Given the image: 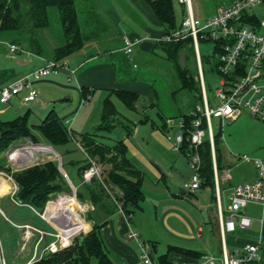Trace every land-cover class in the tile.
I'll return each instance as SVG.
<instances>
[{
    "label": "crops",
    "instance_id": "crops-1",
    "mask_svg": "<svg viewBox=\"0 0 264 264\" xmlns=\"http://www.w3.org/2000/svg\"><path fill=\"white\" fill-rule=\"evenodd\" d=\"M91 3L107 30L88 39L78 51L62 59L70 68L75 69L74 73L69 74L67 70L59 69L42 78L32 79V87L37 93L33 101L24 102L22 98L26 95V90H22L9 101L0 102V122L26 115L27 126L36 139L33 142L28 136L20 137L0 153L2 165L10 172L56 159L66 180L73 186L80 187L82 176L79 173L87 158L80 145L81 136L101 131V140L111 144L117 137H109L110 130L119 124H123L126 131L129 128L126 123L129 118L115 107L117 100L122 102L116 91L136 93L137 101L148 96V102L151 103L154 98L152 86L138 78L140 73L136 70L143 66L150 68L154 56H166L165 51L155 41L166 29L144 0H91ZM179 4L185 9L183 4ZM185 12L186 10L183 14ZM45 35L39 34V51L21 42L22 45L18 44L20 49L16 53H10L8 44L11 42L0 37V68L8 70L13 80L28 76L32 70L42 66L44 60L53 59L55 45L53 41L48 43ZM124 36L147 39L135 44L131 55L127 56L123 51ZM187 46L193 48L191 43ZM184 53L181 65L186 62L187 56L185 51ZM137 101L134 109L122 103L129 110L136 111ZM50 112L68 130L69 140L65 144L52 146L38 129ZM242 115L243 112L231 120H237ZM156 116L158 122H150L152 130L148 132L146 140L140 139L147 147L146 149L144 144L143 153L137 151L130 137L118 135L117 138L125 141L127 156L142 172L143 199L130 216L120 208L114 210L100 228L109 264H143L140 242L147 245L155 264H159L158 257L163 254H167L171 264H198L206 256H220V224L215 187L202 184L194 192L183 189V183L192 174L191 167L181 146L175 149L165 136L175 117L169 119L164 127L158 112ZM142 120L148 122L149 119L145 117ZM179 120L182 121V118L179 117ZM243 120L236 124L240 125L247 120L254 125L249 116ZM106 124L109 128L102 130ZM34 144L45 146L42 147L44 149H34ZM48 151H52V154ZM75 151L78 152L77 157H73ZM234 154L240 153L230 152L229 156H223L221 152L219 167L215 160L219 177H223L224 170L230 168V178L219 182L220 209L224 216L227 215L229 205L224 208L223 202L226 200L230 204L232 185L256 178L253 160L238 161ZM258 157H264V150L252 158ZM10 172L0 171V202L9 200L15 208L6 215L0 207L10 225L7 236L0 232V242L2 249L15 253V257L9 260L4 258V261L6 264H30L39 259L45 244L53 240L51 233L55 229L42 213L16 199L17 185ZM84 197V202H80L93 209L85 192ZM47 204L44 207L46 210ZM248 207H252L251 214L248 213ZM243 212L251 218V225L242 227L236 223L232 231L224 232L225 247L231 251L236 247L258 243L259 260L256 263H263L264 207L249 203ZM87 222L91 228L92 222L86 220ZM24 226L29 227L26 233ZM40 231L45 233L42 235ZM130 233H135L137 239L130 236ZM37 244L35 254L34 248ZM92 264L99 263L93 259Z\"/></svg>",
    "mask_w": 264,
    "mask_h": 264
},
{
    "label": "trees",
    "instance_id": "trees-1",
    "mask_svg": "<svg viewBox=\"0 0 264 264\" xmlns=\"http://www.w3.org/2000/svg\"><path fill=\"white\" fill-rule=\"evenodd\" d=\"M144 1L150 5L166 32L178 27L172 0ZM52 15L56 19L61 37L60 42L53 49V59L56 61L78 51L88 39L95 38L107 30L106 25L93 8L91 0H0V37L17 46L22 45V42L29 48L39 51V39L36 33L40 29L50 27ZM256 21L257 18H254L253 22ZM188 43H190L189 39L158 43L159 47L165 51V58L172 62L179 82L178 87L172 93L183 91L191 99L187 112H180L177 115L182 118L185 137L191 129L196 101L201 102L198 79L190 73L186 65H181L178 58L181 49L186 52L185 46ZM11 78L8 70L0 68V87L11 82ZM116 93L127 107L135 108V102L138 99L136 93L125 90H117ZM158 114L162 117L164 127L169 119L176 117L164 114L161 109H158ZM108 128L106 124L101 129L107 130ZM38 129L43 138L52 146L65 144L69 140L68 130L52 112L45 117ZM100 133L101 131H96L84 134L80 139V145L87 158L79 174L82 175V171L88 167V159L100 166V179L94 177L90 182H82V185L76 187L75 191V197L81 202L85 199L84 192L87 193L90 204L93 206V209L87 210L84 216L87 221L92 222L90 230L74 236L69 246L54 253H45L30 264H92L93 259L99 264H109L100 228L117 208L130 216L139 207L143 199L142 172L127 156V145L123 139H116L109 144L101 140ZM24 136L30 137L33 142L36 141L27 126L26 115L11 121L0 122V153L12 141ZM220 142V134L214 135L213 133L215 160L218 167L221 157ZM187 147L188 143L184 140L180 148L185 151ZM198 152L201 159L200 186L204 184L213 188L212 157L207 137L198 147ZM0 171L10 172L1 161ZM10 175L17 185L16 199L22 204L31 206L39 213H42L53 193L70 190L56 159L12 171ZM83 225H86L83 227L86 229L88 224L83 221ZM158 262L159 264H171L167 254L159 256Z\"/></svg>",
    "mask_w": 264,
    "mask_h": 264
},
{
    "label": "built area",
    "instance_id": "built-area-1",
    "mask_svg": "<svg viewBox=\"0 0 264 264\" xmlns=\"http://www.w3.org/2000/svg\"><path fill=\"white\" fill-rule=\"evenodd\" d=\"M177 1L184 5L186 17L182 19L180 26L155 38V41L159 43L189 39L193 46L198 66L201 102L196 104L195 115L191 121V129L185 137L184 125L181 123L175 134H171L170 130L165 133L167 140L173 143L175 149H179L184 140L188 143L184 154L188 159L192 174L183 183L182 187L189 192L196 191L201 183L199 175L201 159L198 147L205 137L210 142L213 181L218 204L221 249L219 257L206 256L198 264H257L256 262L259 260L258 243L236 247L229 251L224 244V232L232 231L236 223L242 227L251 225V218L243 212L247 204L254 203L264 207V157L252 158L247 154H234L238 161L253 160L256 178L253 181L232 185L229 194L230 204L228 212L224 216L220 209L219 182L230 178V168L224 170L223 177L217 175L211 117H219L221 120L235 119L245 109L253 118L264 122V14L258 18L255 14L248 15L247 13L249 8L255 6H261L264 10V0H231L228 5L219 6L214 13L204 20L197 19L194 16L191 9V0ZM254 18H257L256 22H253ZM145 39L147 38L124 36V53L127 56L131 55L133 46ZM200 41H213L216 45L215 56L212 59V70L217 78V86L214 88L215 101L213 102L208 99L206 93L198 50ZM8 50L10 53H16L19 51V47L16 44L9 43ZM59 69H65L69 74H73L75 71L65 61L44 60L43 65L32 70L28 76L16 78L2 85L0 87V102L9 101L22 90H26V95L22 100L24 102L33 101L37 93L32 87V79L42 78L50 72H56ZM43 146L45 145L34 144L33 148L44 149L42 148ZM88 160V167L82 171V182H90L94 177L100 179L99 166L91 159ZM68 184L72 188L73 198L75 199L76 187L69 181ZM45 218L48 220L50 216ZM51 219H54V217ZM56 225L64 232L62 224L55 221ZM24 227L26 233L29 227ZM82 230L72 233L64 232L65 234H63L57 229L59 235L51 233L54 238L45 244L43 252L54 253L69 246L74 235ZM40 233L43 235L45 232L40 231ZM130 236L137 239L135 233H130ZM139 244L142 250L143 264H155L149 255L147 245L142 242ZM37 248L38 244L34 248L35 254ZM43 252L39 254V258L42 257ZM0 264H6L1 242ZM259 264H264V262Z\"/></svg>",
    "mask_w": 264,
    "mask_h": 264
},
{
    "label": "rangeland",
    "instance_id": "rangeland-1",
    "mask_svg": "<svg viewBox=\"0 0 264 264\" xmlns=\"http://www.w3.org/2000/svg\"><path fill=\"white\" fill-rule=\"evenodd\" d=\"M230 1L231 0H191V9L194 16L197 19L204 20L205 18L210 16L217 9V7L228 5ZM172 2L176 17V22L177 24H179L181 23L183 17H186V12L183 14L185 9L182 7V5H180L177 2V0H172ZM247 13L248 15L255 14L259 18L263 16L264 10L261 6H255L249 8L247 10ZM50 22H51L50 27L45 29H40L39 31H37L36 36L37 38H39V34L45 33L46 41H48V43L53 41V44L57 45V43L60 42L61 37L59 35V31H58L59 29L56 19L53 15L50 17ZM185 49L187 56L185 65L190 71V73L196 79H198L197 81L200 88V80L198 77V66L195 61L196 58L193 53V48L189 46H185ZM198 50L200 54L201 67L203 70V77L206 85L207 97L211 102H213L215 101L214 88L217 86V78L212 70V63H213L212 59L215 56L216 45L213 41H200ZM149 67L150 68L143 66L141 68H138L136 71L140 73V75H138V78H141L145 82H148L150 85H152V89L157 97H155L154 95V98L150 103L148 102V96H143L142 99H140L136 103V111L131 109L129 110L127 107H125V105H123L121 101L116 99L117 103H115L116 104L115 107L118 111H121V113L125 114V116L129 118L128 122L124 121V123L126 122L129 124V128H127L126 131L123 124H119L108 132V136L113 139L116 137L118 138L119 136L130 137L133 143H135L137 147V151L139 153H143V148L145 144L141 140H146L148 132L152 130L150 122L151 121L158 122L156 116V112H158V109H161L164 114L176 116L174 118V121L169 124L171 128L170 129L171 134H174L175 132H177L180 124L182 123V121L179 120V117L177 115L180 112H187L188 106L191 102L190 97L187 96L183 91L177 92L175 94L172 93V91L178 87L179 82L176 77V72L171 61L167 60L163 56H154L152 59V63ZM196 104H199V101H196ZM242 112L243 115L237 120H231V119L221 120L219 117H214V116L211 117L212 131L214 135L220 134V138H222L219 144L223 156L225 154L229 156L230 152H232V153L247 154L248 156L253 157L256 153L257 155H259L264 150V140H263L264 123L257 121V119H254L247 112V110L244 109ZM247 116H249L252 119L254 125L251 123L249 124L247 120L245 123L243 122L240 125L236 124L240 120L244 121L243 120L244 117ZM145 117H148L149 119L148 122H143L142 119H144ZM131 131L133 132V134H128L131 133ZM70 146L72 147V144ZM55 148L58 150L57 147ZM48 152L52 154V151H48ZM77 156H78V152L75 151L73 157H77ZM60 196L71 197L72 199H74L72 188H70V190L61 191L59 193H53L50 197L51 201L50 200L49 201L55 203ZM74 202L76 204L78 203L77 205L79 206V208L74 203H69L66 206L69 215L75 216L74 224L70 225L63 222L61 223L64 226L65 233L77 232L86 226L83 225V221L86 222L84 216L86 214V210L89 207L86 204L83 205L76 197L74 199ZM48 205H47V210H48ZM223 205L224 208L228 206L229 205L228 201L225 200V202H223ZM0 207L6 213V215H8L9 211H11L12 208H15V206H13V204L6 199H4L3 202H0ZM248 208H249L248 213L251 214L252 207L251 208L248 207ZM17 209H20V207H18ZM22 210L25 211V209ZM47 210L46 208H44L42 211V214L45 217L49 216V215H45ZM88 210L91 211L92 209L89 208ZM54 219H57L59 221H66L63 218V216L56 217ZM48 220L49 222H51V225L55 229L54 230L55 235L58 234L59 230L61 231V233L65 234L62 229L57 227L58 225L55 226V223L51 218H49ZM79 223L81 225H79ZM9 227L10 225L6 219V216L3 215L2 212L0 211V232L3 233L5 236H7L10 231ZM89 230H90V226L88 224L86 229H83L81 232L77 233L76 235H80ZM2 251H3V257L6 258V260L15 257V253L11 252L10 250L2 249Z\"/></svg>",
    "mask_w": 264,
    "mask_h": 264
},
{
    "label": "bare ground",
    "instance_id": "bare-ground-1",
    "mask_svg": "<svg viewBox=\"0 0 264 264\" xmlns=\"http://www.w3.org/2000/svg\"><path fill=\"white\" fill-rule=\"evenodd\" d=\"M69 203H74L78 208L79 206L74 202V200L70 197H64V196H60L59 199L54 203L50 202L48 203V211L46 212L45 215H49L50 218H56V217H61L63 216V218L67 221H59L57 219H53V221H57V223L59 222L60 224L63 222V223H67V224H70V225H73L74 222H75V216H71L69 215V212L68 210L66 209L67 205ZM77 218V216H76ZM54 221V223H55ZM69 222V223H68ZM59 232L61 233V231L59 230Z\"/></svg>",
    "mask_w": 264,
    "mask_h": 264
},
{
    "label": "water",
    "instance_id": "water-1",
    "mask_svg": "<svg viewBox=\"0 0 264 264\" xmlns=\"http://www.w3.org/2000/svg\"><path fill=\"white\" fill-rule=\"evenodd\" d=\"M184 50H180L179 51V54H178V56H179V60H180V62H181V64H183V61H184ZM59 167H60V165H58Z\"/></svg>",
    "mask_w": 264,
    "mask_h": 264
}]
</instances>
